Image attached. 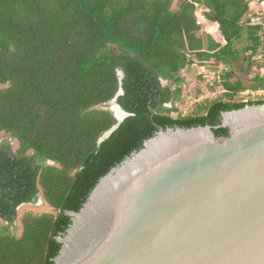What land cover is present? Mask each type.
<instances>
[{"label":"trees","instance_id":"trees-1","mask_svg":"<svg viewBox=\"0 0 264 264\" xmlns=\"http://www.w3.org/2000/svg\"><path fill=\"white\" fill-rule=\"evenodd\" d=\"M250 11L249 0H0V132L18 143L0 145V218L13 223L17 206L39 196L51 208L23 213L18 235L0 222V264H54L67 212L159 128L215 126L223 111L264 103L245 100L248 85L231 66L241 52L248 77L262 65ZM194 61L218 73L215 96L174 116L161 79L178 85V99ZM115 98L129 115L100 142L118 123Z\"/></svg>","mask_w":264,"mask_h":264},{"label":"water","instance_id":"water-1","mask_svg":"<svg viewBox=\"0 0 264 264\" xmlns=\"http://www.w3.org/2000/svg\"><path fill=\"white\" fill-rule=\"evenodd\" d=\"M67 213L54 264H264V103L159 128Z\"/></svg>","mask_w":264,"mask_h":264},{"label":"rangeland","instance_id":"rangeland-1","mask_svg":"<svg viewBox=\"0 0 264 264\" xmlns=\"http://www.w3.org/2000/svg\"><path fill=\"white\" fill-rule=\"evenodd\" d=\"M202 9V8H200ZM200 9L197 8V13L200 12ZM243 42V41H242ZM242 42L237 44L238 48L242 47ZM248 57L247 54L244 52L240 53V56L238 59L233 60L231 62V66L232 68L236 71V73L238 74V76L241 77V79L243 80V82L250 86L252 84H254L255 82H253L252 80H250V78L248 77ZM193 74L194 72H191L187 75V79L185 84H183V95L181 97H179L176 101V105L179 108H182V113H192L194 111V109L196 108L197 104L204 99H208V98H212L215 95H210L211 91L208 93H202L201 95H198L196 97H194V95H192L193 90L198 89L199 87V82H197L196 80L193 79ZM165 83H168L169 81L165 80ZM174 85V84H173ZM2 85L0 84V87ZM210 95L207 97V95ZM117 104L115 103V100H113L112 102L109 103V108H111L113 111H115L117 114H120V109H118V107L116 106ZM117 107V108H116ZM9 141L12 148H16L18 143L17 141L12 138L9 134L4 133V132H0V143L3 141ZM51 208L50 206L42 199H39L38 202L36 203H27L24 204L20 207L19 209V215H18V219H17V225H18V229L16 230V232H20L21 230V224H20V218L23 215V213L27 212V211H35V212H43V211H49Z\"/></svg>","mask_w":264,"mask_h":264},{"label":"built area","instance_id":"built-area-1","mask_svg":"<svg viewBox=\"0 0 264 264\" xmlns=\"http://www.w3.org/2000/svg\"><path fill=\"white\" fill-rule=\"evenodd\" d=\"M251 11L244 17V22L260 27V51L257 59L262 62V65L254 66V72L249 75L250 79H254V74L259 73L264 78V0H249ZM198 23H202L201 9L197 13ZM196 71V75L201 77L200 87L201 94L210 92V88L214 85L217 78V72L205 64H200L197 61L193 62L192 70ZM211 93V92H210ZM241 93L245 100L249 99H263L264 100V86L256 85L255 83L243 89ZM209 95V94H208Z\"/></svg>","mask_w":264,"mask_h":264},{"label":"flooded vegetation","instance_id":"flooded-vegetation-1","mask_svg":"<svg viewBox=\"0 0 264 264\" xmlns=\"http://www.w3.org/2000/svg\"><path fill=\"white\" fill-rule=\"evenodd\" d=\"M120 75H121V73H120ZM166 79H161V82H162V85L164 86V87H169L170 89H171V93H172V99H171V101L169 102V103H167V106L168 107H170V108H173V111H172V115H178L179 113H181V114H185V113H182L181 111H182V108H179L177 105H176V101H177V99H176V91H177V87H178V85L175 83V82H173V81H169L168 83H165L164 81H165ZM168 81V80H167ZM174 84V85H173ZM211 95V94H210ZM210 95H207V97L208 96H210ZM117 103V102H116ZM121 107V106H120ZM122 108V107H121ZM123 109V108H122ZM112 110V109H111ZM113 111V110H112ZM113 112H115V111H113ZM187 114V113H186ZM4 142H7V140H5V141H3V142H1L0 143V145L1 144H3ZM11 145V144H10ZM39 199H41V197L39 196L38 198H37V200L35 201V202H27V203H36V202H38L39 201ZM27 203H21L20 205H18L17 206V215H16V217H15V219H14V221H13V223H11L9 220H5L4 218H0V222L1 223H3V224H8V225H10V230L13 232V233H15V234H20L21 233V230H20V232L18 233V232H16V230L18 229V225H17V219H18V215H19V209H20V207L22 206V205H24V204H27ZM20 224H21V218H20ZM21 228H22V226H20Z\"/></svg>","mask_w":264,"mask_h":264},{"label":"crops","instance_id":"crops-1","mask_svg":"<svg viewBox=\"0 0 264 264\" xmlns=\"http://www.w3.org/2000/svg\"><path fill=\"white\" fill-rule=\"evenodd\" d=\"M198 6V5H197ZM198 8L200 9L201 7L198 6Z\"/></svg>","mask_w":264,"mask_h":264},{"label":"bare ground","instance_id":"bare-ground-1","mask_svg":"<svg viewBox=\"0 0 264 264\" xmlns=\"http://www.w3.org/2000/svg\"><path fill=\"white\" fill-rule=\"evenodd\" d=\"M117 108V107H116Z\"/></svg>","mask_w":264,"mask_h":264}]
</instances>
